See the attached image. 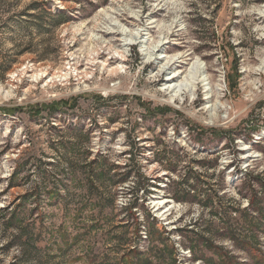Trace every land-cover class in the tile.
Returning <instances> with one entry per match:
<instances>
[{
  "label": "rangeland",
  "instance_id": "374dc122",
  "mask_svg": "<svg viewBox=\"0 0 264 264\" xmlns=\"http://www.w3.org/2000/svg\"><path fill=\"white\" fill-rule=\"evenodd\" d=\"M0 264H264V0H0Z\"/></svg>",
  "mask_w": 264,
  "mask_h": 264
},
{
  "label": "bare ground",
  "instance_id": "6f19581e",
  "mask_svg": "<svg viewBox=\"0 0 264 264\" xmlns=\"http://www.w3.org/2000/svg\"><path fill=\"white\" fill-rule=\"evenodd\" d=\"M190 55L183 54L182 56L179 57L180 58L179 61L176 60L173 63H171L172 60H169V62L167 63L168 67H160V69L158 70V73H157L158 81H164V86H166L165 89H164L165 93L183 91V90H185V88H187L188 85L185 83L186 81H184L180 85L175 84L182 78L183 74H186L187 76L190 75V77H188V80L191 79L192 82H193V80L197 81V82H194V84L198 83L197 85H200L201 83H203L205 81V78L201 79L202 76H203V73H204V72H202V70L204 71V69L201 67V64H196L195 63L196 65L194 64V65H192L191 68L188 67L187 70H184V71L180 69V68H184L186 66V64H187L186 62H188L187 60L190 59L189 58ZM160 62L161 61L155 60L152 63H148L147 66H150V65L151 66H153V65L157 66L158 63H160ZM189 66H190V64H189ZM177 67H178V69H176L173 73L168 75L167 78L163 77L165 75V73H166V68H167V70H173V69H175ZM209 80H211V77L209 78ZM198 90H199V88H197V91ZM206 92L208 93L207 90H206ZM156 205H158V204H156Z\"/></svg>",
  "mask_w": 264,
  "mask_h": 264
},
{
  "label": "trees",
  "instance_id": "16d2710c",
  "mask_svg": "<svg viewBox=\"0 0 264 264\" xmlns=\"http://www.w3.org/2000/svg\"><path fill=\"white\" fill-rule=\"evenodd\" d=\"M64 16H63V13L59 14L58 16V21H60V19H63ZM10 207L9 206H6L2 209V213L8 215L5 217V225L7 226V228H9L10 226L13 227L15 226V221L17 222L18 220V211L16 209H13V210H9Z\"/></svg>",
  "mask_w": 264,
  "mask_h": 264
}]
</instances>
